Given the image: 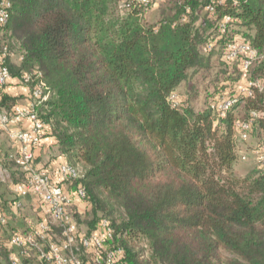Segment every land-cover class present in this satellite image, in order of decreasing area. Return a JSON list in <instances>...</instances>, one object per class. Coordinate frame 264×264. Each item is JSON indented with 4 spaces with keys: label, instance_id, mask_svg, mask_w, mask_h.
<instances>
[{
    "label": "trees",
    "instance_id": "trees-1",
    "mask_svg": "<svg viewBox=\"0 0 264 264\" xmlns=\"http://www.w3.org/2000/svg\"><path fill=\"white\" fill-rule=\"evenodd\" d=\"M8 1L0 61L10 79L0 89V110L11 114L33 101L43 138L54 140L52 159L63 156L78 171L65 183L71 195L85 190L66 206L77 228L74 254L85 264L112 250L121 264H264V165L242 175L235 168L245 140L237 121L257 139L252 151L264 143V0ZM239 39L256 51L246 69L244 55L224 59ZM217 52L245 79L229 88L237 100L223 116L211 109L222 90L207 94L203 108L193 106L214 85L209 74L221 72L211 64ZM11 85L26 93L9 94ZM37 88L45 99L32 96ZM18 155L0 148L9 171L0 184L24 180ZM21 199L15 194L13 202ZM21 203L18 227L0 212L1 264H12L4 238L37 227ZM48 217L45 233L60 244L63 227ZM102 219L112 236L98 249L85 247L81 237L101 235ZM49 238L37 239L47 247ZM17 249L21 264H54L30 245Z\"/></svg>",
    "mask_w": 264,
    "mask_h": 264
},
{
    "label": "built area",
    "instance_id": "built-area-1",
    "mask_svg": "<svg viewBox=\"0 0 264 264\" xmlns=\"http://www.w3.org/2000/svg\"><path fill=\"white\" fill-rule=\"evenodd\" d=\"M143 3H147V0H140ZM10 2L8 0H0V25L7 22L9 18ZM211 9V7H210ZM229 20V16L224 17L221 23V31L225 29V23ZM238 55H244L242 67L246 69L251 62L256 59V51L252 49L248 43L243 40H236L228 44L224 53L225 60H232ZM10 79V72L8 67L0 61V89ZM255 84V83H253ZM252 82H248L247 86L253 85ZM258 83L256 84V86ZM241 90L248 92L246 86ZM34 98L45 99L47 95L42 93L40 88H37L32 95ZM237 97L235 95L217 97L211 102V109L219 116H223L225 112L236 102ZM27 121L29 127L24 128L22 122ZM17 125V126H16ZM235 128L238 131L241 138L247 137V130L249 124L246 122L237 121ZM0 129L5 130L10 138L19 143V155L16 158V164L21 168L25 174L23 181L14 185L13 191L18 197H24L27 195L38 198L47 207V213L53 220L59 222L63 227V240L62 243L57 244L51 242L47 247L39 246L38 239H45L47 234V224L40 222L38 227L34 231L28 234H14L11 237V244L16 247H23L25 244L34 246L38 251L39 257L45 259L54 264H85L80 258H78L72 251V245L75 243L76 225L72 221V218L67 213L66 206L72 202L73 197L84 198L85 190L82 186H78L75 192L71 195L64 189L65 183H70L73 179H76L79 174L78 171L67 163H60L53 174L47 169L37 168L33 163V150L32 148L37 146L43 138L44 123L38 118L35 109L34 102L28 100L25 103L17 104L13 107L11 114L0 110ZM254 155L257 158L258 163L264 165V143L260 144L254 149ZM245 158V156H243ZM20 201L14 203L17 207L20 205ZM1 222L4 218L0 216ZM102 228L101 235L92 234L90 237H81V242L85 247L94 246L96 249L100 248L103 244L105 237H111L113 229L106 219L100 221ZM119 250L108 251L105 255L96 252L94 264H121L119 262ZM12 259V264H21L19 261Z\"/></svg>",
    "mask_w": 264,
    "mask_h": 264
},
{
    "label": "crops",
    "instance_id": "crops-1",
    "mask_svg": "<svg viewBox=\"0 0 264 264\" xmlns=\"http://www.w3.org/2000/svg\"><path fill=\"white\" fill-rule=\"evenodd\" d=\"M7 90H8V93L11 95L26 93V90L23 87L16 86V85H11L10 87H8ZM22 126L24 128H27L29 127V123L27 121H24L22 122ZM0 148L6 149V150L19 151L20 145L18 142L14 140L13 141L10 140L6 133L0 132ZM53 148L55 149L54 140L52 138L45 137L41 140L40 145L37 146L33 151V155L36 158L37 168H44L46 164L48 165L51 164L49 167H46L48 171L51 172L52 167L56 168L58 164L65 162V158L63 156L57 155L56 153H55L56 157L52 159V157L54 156ZM50 174H53V173H50ZM8 179H9V175L7 174L6 179L1 178L0 180L7 183ZM14 185L15 183L0 184L1 199L3 198L6 200V202H3L0 204V212L4 216H6V218L8 219V222H11L13 227H18L19 225H21V218H20L21 214L13 202V200L15 199V193L13 191ZM64 189L68 194H71V189L69 185L65 184ZM36 199L37 198H35L34 196H26L22 198L21 201L26 211L29 213L28 215L32 219L36 220L37 227H38L40 222H46L47 221L46 219L49 217L47 214L46 205L41 202H37ZM12 218L14 220H12ZM47 236L49 237L48 234ZM16 255L17 254H11L9 257H15Z\"/></svg>",
    "mask_w": 264,
    "mask_h": 264
},
{
    "label": "rangeland",
    "instance_id": "rangeland-1",
    "mask_svg": "<svg viewBox=\"0 0 264 264\" xmlns=\"http://www.w3.org/2000/svg\"><path fill=\"white\" fill-rule=\"evenodd\" d=\"M211 64L215 68H218L219 70H221V72L220 73H216L217 74V77L215 76V72H216L215 70H213V72L211 74H209L210 76L208 78L210 79V81L214 82L213 83L214 85H211L209 87L208 92H201V94H199V96H197L196 99L193 101V106H194V108L196 110H198V109L203 108L204 106H206L205 99L207 98V96H206L207 94H208V96H211L212 93L218 92L219 90H222V92H219V94H217L212 100L216 99L217 97H222V96H226V95L229 96V95H231V94H229V92L231 91L229 88L231 87V89H232L233 83H235L238 80H240L239 82L236 83V85L237 86L238 85L241 86L244 83V81H245L244 78L241 79V72L239 71V69L237 67H234L233 66V67L229 68V67L224 66L221 63V61L219 59V56H218V52L215 53L214 56L212 57ZM215 86H217V87H215ZM198 90L203 91L202 85H199ZM26 101H28V100L27 99H24L22 101V103H24ZM9 139H11V138L9 137ZM256 142H257V139L254 136H252V135H250V137L247 136L245 138V140L239 142L240 149H241V152L239 154L240 155L239 156V160L240 161L235 166V168L237 170V173L239 175H242V174H244L246 172H249L251 169H253L254 167H257L258 166L257 158H256V156L254 155V153L252 151V149H253L252 147L256 144ZM243 156H245V158H243ZM259 165L261 166L262 164L259 163ZM54 169H52V171L50 173H53ZM8 172L0 164V179L1 178H5L6 179ZM17 183H15V184H17ZM27 196H31V195H27ZM24 197H26V196H24ZM24 197H22V198H24ZM36 200H37V202H40V200L38 198ZM72 200H73V195H72ZM21 207H22L21 209L23 210V213H26L27 211L23 207V205ZM46 220L47 221L45 222V224L48 223V218ZM82 228H83L82 229V232H83L84 229H85V227L82 226ZM51 231H52V228H51ZM55 233L57 234V232H55ZM14 234H21V231H17ZM22 234H28V233H22ZM5 236H6V234H5ZM11 237L12 236L11 235L9 236V234H8L4 238V241L7 242V244H8V247H9V249L11 251L10 254H17L18 249H17L16 246H14V245L11 244V241H10L11 240ZM49 237L50 238H49L48 241H50V242H57L59 240V238H57L59 236L55 235L54 232H52ZM141 243H143V242H141ZM38 244H39V246H42V247L45 248V246L43 244L41 245V242L40 241H38ZM32 247L35 249L34 246H32ZM224 257H226V259H230L231 258V256H229V255H224ZM7 261L5 260V262H7Z\"/></svg>",
    "mask_w": 264,
    "mask_h": 264
}]
</instances>
